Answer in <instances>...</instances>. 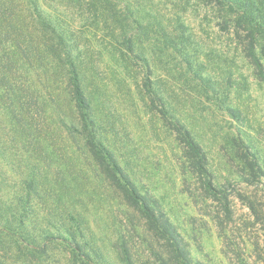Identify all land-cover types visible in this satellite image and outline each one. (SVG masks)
Returning <instances> with one entry per match:
<instances>
[{
	"label": "rangeland",
	"instance_id": "1",
	"mask_svg": "<svg viewBox=\"0 0 264 264\" xmlns=\"http://www.w3.org/2000/svg\"><path fill=\"white\" fill-rule=\"evenodd\" d=\"M41 1L74 31L71 59L91 93L102 137L137 184L160 199L192 255L203 264H264V186L241 181V163L229 142L243 137L264 168V80L246 56V31L235 27L231 10L211 0ZM251 1L254 16L264 17V0ZM35 21L28 15L22 21L21 40L28 46L39 41ZM50 55L42 67L31 53L37 68L28 70L24 57L18 58L26 77L44 79L47 92L58 95L46 115L37 116L43 132L32 124L28 137L0 97V217L11 218L9 210L19 211L30 198L26 226L33 234H63L75 226L73 216L94 264H123L114 242L127 207L101 177L83 138L67 133L52 109L58 104L69 118L73 102L58 81L65 74L57 75L62 64ZM231 107L241 111L240 118ZM163 111L207 152L215 183L227 188L230 213L218 200L187 190L182 145ZM34 178L36 189L28 195ZM54 238L44 241L47 251L40 254L2 233L0 264H92Z\"/></svg>",
	"mask_w": 264,
	"mask_h": 264
},
{
	"label": "trees",
	"instance_id": "2",
	"mask_svg": "<svg viewBox=\"0 0 264 264\" xmlns=\"http://www.w3.org/2000/svg\"><path fill=\"white\" fill-rule=\"evenodd\" d=\"M211 1L223 11L231 10L235 15L232 21L235 27L246 31L247 41L244 45L246 56L252 63L257 77L264 80V17L259 16L261 18L259 20L254 16L255 3L251 0ZM43 5L41 0H0V97L9 105L7 107L11 116L24 128L28 137L32 136V124L35 131L43 132V128L40 127L41 121H38L37 116L46 115L48 102L57 103L58 95L52 91L47 92L49 86L44 79L31 81L28 76L26 77L23 64L18 58L24 57L28 70L33 65L37 68L34 61L32 62L31 53L40 59L39 66L42 67H44V58L50 53L54 54L50 55L52 59L57 57L62 64V72L57 75L65 73L58 81L63 84L65 94L73 102V112L69 119L58 104H53L52 109L59 115L67 133L83 138L84 145L101 177L109 184L114 196L127 207L118 221L120 229L114 242L121 262L123 264H203L192 255L190 242L171 220L160 199L137 184L114 149L102 137V127L93 108L91 93L85 87L78 65L71 59L75 49L74 31L59 15L54 17V13H47ZM26 15L32 20H37L34 22L36 24L34 32L39 37L38 44L28 46L21 40L26 32L22 25V21H26ZM180 24L182 27L185 26L183 23ZM27 32L30 34L29 29ZM260 35L262 40L259 39ZM258 48L259 55L256 53ZM229 110L233 116L241 117L239 109L231 107ZM30 115L32 119L29 118ZM163 115L176 131L182 145L183 168L189 178L185 180L187 190L194 197L203 194L202 199L205 201L218 200L223 203L226 213H230L227 188L215 183L209 168L208 155L203 146L180 120H172L165 111ZM229 142L241 163V181L250 185L264 186V168L260 164L259 154L251 150V146L241 136H234ZM35 182L36 178L28 180V195H31V190L36 189ZM30 202V198H25L18 213L9 210L11 218L4 215L0 217V225L2 224L0 234H9L26 248L36 249L40 254L47 251L44 241L51 242L57 237L61 242L64 241L63 243L72 250L76 258L94 264V257L79 239V236H84L83 228L79 222L76 224L73 216L71 219L75 226L63 229V234L55 236L54 232L50 231L40 235L33 234L26 226ZM250 207L254 213L260 215L254 202H251ZM4 211H7V208ZM216 218L220 219V215H216ZM101 255L99 252V256Z\"/></svg>",
	"mask_w": 264,
	"mask_h": 264
}]
</instances>
